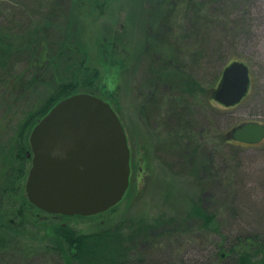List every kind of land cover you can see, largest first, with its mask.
Instances as JSON below:
<instances>
[{
	"label": "rangeland",
	"instance_id": "374dc122",
	"mask_svg": "<svg viewBox=\"0 0 264 264\" xmlns=\"http://www.w3.org/2000/svg\"><path fill=\"white\" fill-rule=\"evenodd\" d=\"M33 1L0 0V24L28 25L30 15L38 8V1L44 3V0ZM70 1H73V9L76 8L73 16L67 15L69 10L63 8L68 6L69 0L62 1L63 9L56 10L60 12L44 13V18L51 19L50 29L61 28V35L73 39L65 43L62 40L57 42V39L52 42L53 60L61 51L60 61L43 75L37 76V70L43 65H29L30 72L25 75H29L30 81L37 77L38 83L31 88L35 91L28 99L36 101L47 90L70 80L74 71L82 73L87 69L85 73H88L95 70L98 78L94 81V88H90L91 93L79 88L76 94L88 93L103 99L119 116L130 149L129 187L122 200L104 213L88 217H56L38 209L21 208L20 200L27 199L25 180L18 196L6 198L0 207V212L7 210L0 223V264H66L53 242L54 229L61 225L83 235L118 226L121 233L130 235L141 223L151 225L158 220L173 218L184 222L181 221L183 224L179 228L174 227L171 236L161 239L158 248L148 251V260L218 264V260L213 261L217 253L215 249L223 244L224 236L231 240L239 231L253 232V228L259 225L258 220L264 223V139L256 146L238 145L229 134L246 123L264 125V0H249V13L240 8V15L232 17L236 23L230 25L228 22L220 28L222 24L218 25L217 19L215 29L218 32L212 33L210 38L205 37L209 24L204 20L192 23L191 18H187L189 14L184 15V3L176 13L171 11L168 1L162 4L160 0ZM206 3L212 4L211 0ZM22 4L27 9L21 8ZM31 8L32 13L29 12ZM162 10L176 28L180 27V33L187 31L190 34L193 30L198 33L197 39L184 44V48L189 49L183 58L189 72L176 71L174 63L169 61L172 68H166L162 73L163 78H170L168 81L173 80L172 83H179L186 89L192 86L189 79L196 80L205 92L194 87L193 97L184 94L197 117L195 136L200 144L194 163L188 164L190 168L186 171L178 154L173 153L172 148H166L171 141L173 143L174 132L165 120V108L158 110L153 100L156 85L170 90L165 86L167 83L159 80L156 57L148 51L149 47L159 46L156 23ZM35 18L40 17L35 15ZM39 21V25L42 24V19ZM69 21L75 25L66 27L69 30L64 32L62 29ZM43 30L41 25L40 31ZM152 33L155 38L150 39ZM44 41L49 40L42 41L46 46ZM80 52L86 54L85 60L80 59L82 63H78ZM162 54V60H166L164 50L158 53L159 56ZM39 55L42 60L38 57L37 62L44 63L42 53ZM207 60L215 70L213 74L220 73L215 83L209 84L212 78L205 66ZM232 60L249 68L247 95L233 107H223L215 100L208 103L207 92H214L222 71ZM27 69L19 66L17 71L25 73ZM24 78L23 75L22 80L29 81ZM29 101L18 103L17 116L26 105L28 108ZM2 126L0 121V150L6 145L13 128ZM226 135L227 140L223 142L221 137ZM3 164L0 157V180L5 168ZM30 164L29 160L27 168ZM197 207L212 217L209 226L204 228L202 220L191 219L192 210Z\"/></svg>",
	"mask_w": 264,
	"mask_h": 264
},
{
	"label": "trees",
	"instance_id": "16d2710c",
	"mask_svg": "<svg viewBox=\"0 0 264 264\" xmlns=\"http://www.w3.org/2000/svg\"><path fill=\"white\" fill-rule=\"evenodd\" d=\"M62 1L65 0H44V3L38 1V8L34 11V7L32 6L33 9L31 8L29 11L31 13L34 11V14L30 15L29 24L26 26L23 24H16L14 26L0 24V118H2L0 121L3 122L4 126L8 125L11 128L13 127L12 134L9 136L6 145L2 146L0 150V157L2 162H4L3 167H5L2 174L3 177L0 180V207L3 206L6 198L18 196L23 188L22 182L26 180L29 170L27 168L29 161L27 153L30 150L29 135L33 127L59 101L76 94L79 88H84L87 90L86 92L91 93L90 88H94V81L98 78L95 70L88 73H85L87 69L82 73L74 71L71 74L70 80L63 81L53 89L47 90L45 95H39L36 101H29L28 99L31 92L35 91L31 90V88H35L36 83H38L37 77H32L31 81L28 78L29 75L26 77L25 74L30 72L27 69L29 65L32 67L36 65L40 67L43 65L37 70L39 73L37 76L40 74L43 75L44 72L50 69L49 67L57 66L56 63L60 61L58 56H60L61 49H59L60 52L57 53V57L53 60L55 50L52 48V42L57 39V42L62 40L65 43L67 40L70 41L73 39L69 35H61L62 32L59 31L61 28L54 29L55 31L50 29L51 19L44 18V13H50L52 11L55 14L56 12H60L56 11L58 8H66L70 12L67 15L73 16L74 11H76V8L73 9V4H71L73 1L69 0L68 6H64L63 8L61 6V4L64 5ZM166 1H168V6H170L171 11L176 13L179 12L180 7L184 3V15L188 13L190 16L188 15L187 18H191L192 23L196 24L199 21L201 22V20L208 23L209 28L205 34L206 38H210L211 34L215 31L218 32L215 29L217 19L218 25L222 24L220 28H223L228 22H230V25L236 23L232 17L235 18L240 15V8H244L247 13H249L250 9L247 6L249 0H211L212 4L206 3L208 0H205L206 2L200 0H160L162 4L167 3ZM33 2L37 1L34 0ZM21 8L27 9L25 6L23 7V4ZM163 11L156 23L158 27L156 29L158 31V37L156 39L160 41L159 46L155 48L149 47L148 51L151 54L154 53V57H156V64L159 67L157 71L159 80L163 81L164 84L167 83L165 86L170 90L166 91L162 86L156 85V98L153 100L158 110L161 111L165 108V120L168 121L167 124L172 126L171 131L174 132V137L172 138L173 143L171 141L166 148L168 150L172 148V152L178 154L181 162L185 164L184 170L186 171L194 163L200 144L197 142L195 136L197 117L192 105L185 100L184 94L193 97L194 87L199 88L201 93L204 90L201 89L196 80L189 79L192 80L190 81L192 86L190 89H186L179 83H172L173 80L168 81L170 78H163L165 75H162V73L166 68H172L170 62L174 63L173 67L175 70L189 72L187 63L183 59L189 49L184 48V44L187 41L197 39L198 33L194 30L190 34L187 31L180 33V27L176 28L170 22L169 16L163 14ZM35 15L38 18L40 17V20L42 19V24L40 23L39 25L40 21L35 18ZM41 25H43V32L40 31ZM74 25H72V21H69L62 30L67 32L66 30H69ZM51 32H54V34ZM154 33L149 36L150 39L155 38ZM59 35L61 36L59 37ZM43 40H49L47 42L44 41L46 42V46H44ZM113 42L115 44V40ZM172 46L174 48L176 46V51ZM199 47L202 49V44ZM77 49H81L79 45ZM36 50L40 51L37 52ZM72 50L74 51L75 49ZM163 50L165 52L164 57H167L166 60H162L163 54L161 56L158 55V53H163ZM40 53H42L43 60L45 61L44 63L40 61L39 64L37 61L42 60V57L39 55ZM175 55L176 57H174ZM201 55H203V50ZM173 57L175 58L174 61H172L173 59L171 60ZM85 58L86 54L84 55L80 52L79 60H85ZM234 61L232 60L230 63ZM78 63H82V60ZM205 64L212 78L209 84L212 82L215 83L220 73L213 74L215 70L209 60ZM19 66L24 67L27 71L25 73L22 71V74L18 73L17 69ZM23 75L25 77L24 79L28 78L27 80L29 81L25 82L22 80ZM175 78L177 77L175 76ZM207 94L209 100L206 101L211 103L214 100L212 97L213 93L209 91ZM40 96L45 97L42 98ZM22 101H25V103L29 101L30 103L28 104V108L26 105L25 110L19 112V116H17L19 109H16V106ZM221 138L225 142L227 135ZM170 145H173V147ZM19 203H21V208L24 210L37 209L25 198L21 199ZM6 212L7 210L0 212L1 224L6 217ZM192 212L191 219L195 217L197 220H202L204 228L212 223V217L204 214L199 207L194 208ZM52 216L62 217L59 215ZM177 220H174V218L168 219L167 221L158 220L151 225L141 223L130 235L129 233H121V229L118 226L98 233L83 235L76 234L72 229L61 225L54 229L53 233L55 234V238L53 242L57 248L56 251L64 256L63 259L66 261V264H175L172 261L148 260L147 255L149 250H155L161 245V239L168 238L175 232L174 227L179 228V225L183 224L181 222L183 220ZM260 221L258 220V226H254L256 229L253 228V232L245 233L239 231L231 240L225 239L226 236H224L222 238L223 244L217 245V250L215 249L217 253L215 252L213 261L218 260V264H264V223H260ZM3 224L5 226L8 225V223L6 224L4 222ZM1 228L2 226H0ZM11 231L14 233L12 229Z\"/></svg>",
	"mask_w": 264,
	"mask_h": 264
},
{
	"label": "water",
	"instance_id": "95a60500",
	"mask_svg": "<svg viewBox=\"0 0 264 264\" xmlns=\"http://www.w3.org/2000/svg\"><path fill=\"white\" fill-rule=\"evenodd\" d=\"M242 62L222 71L213 99L228 108L248 92L250 76ZM230 139L255 145L264 125L246 123ZM31 164L24 190L28 202L51 215L95 216L116 206L129 187L130 149L123 124L109 103L88 93L59 101L29 135Z\"/></svg>",
	"mask_w": 264,
	"mask_h": 264
},
{
	"label": "flooded vegetation",
	"instance_id": "af4514ba",
	"mask_svg": "<svg viewBox=\"0 0 264 264\" xmlns=\"http://www.w3.org/2000/svg\"><path fill=\"white\" fill-rule=\"evenodd\" d=\"M217 87H218V86H217ZM217 103H218V102H217ZM262 141H263V140H262ZM262 141H261V142H262ZM261 142H260V143H261ZM235 143H237V142H235ZM237 144H239V145H246V144H241V143H237ZM258 144H259V143H258ZM258 144H255V145H246V146H256V145H258Z\"/></svg>",
	"mask_w": 264,
	"mask_h": 264
}]
</instances>
